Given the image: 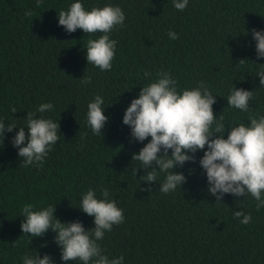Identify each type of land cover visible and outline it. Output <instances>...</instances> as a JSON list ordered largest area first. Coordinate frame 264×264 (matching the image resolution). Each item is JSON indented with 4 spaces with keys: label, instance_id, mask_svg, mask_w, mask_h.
I'll return each instance as SVG.
<instances>
[{
    "label": "trees",
    "instance_id": "obj_1",
    "mask_svg": "<svg viewBox=\"0 0 264 264\" xmlns=\"http://www.w3.org/2000/svg\"><path fill=\"white\" fill-rule=\"evenodd\" d=\"M74 2L42 0L37 7L36 0H0V122L25 127L27 136L31 113L58 123L60 132L43 162L27 167L11 143L19 128L4 133L0 264H23L22 258L33 251L41 258L50 256L53 264H82L61 260L51 229L37 238L23 234L21 209L52 206L61 223L79 221L90 230L94 218L79 209L89 189L98 199H104L102 189H107L108 200L123 210L124 222L98 241L109 260L123 256V264H264V207L257 211L258 202L250 194H225L221 202L209 195L199 165L207 146L194 154V162L174 169L186 183L165 194L159 191L165 173L151 185L140 179L146 174L143 169L132 175L131 169L140 167L131 163L132 155L151 137L134 141L122 122L131 101L161 71L170 74L181 94L204 82L216 97L214 116L224 117L225 139L230 127L249 125L250 116H264V86H259L260 66L255 65H264V59L257 60L251 35L252 29L264 30V0H188L184 11L175 9L173 0H79L85 10L111 5L126 17L109 34L116 48L108 71L86 60L88 41L102 33L77 29L69 34L58 25L59 11ZM26 11L32 15L25 16ZM169 30L178 38L170 40ZM242 59L249 62L238 66ZM234 86L253 91L248 112L228 107ZM96 96L104 99L108 118L102 136L93 134L86 120L88 104ZM49 103L50 111H38ZM235 211L250 214L251 221L241 224Z\"/></svg>",
    "mask_w": 264,
    "mask_h": 264
},
{
    "label": "clouds",
    "instance_id": "obj_2",
    "mask_svg": "<svg viewBox=\"0 0 264 264\" xmlns=\"http://www.w3.org/2000/svg\"><path fill=\"white\" fill-rule=\"evenodd\" d=\"M36 3L39 7L42 0H36ZM173 4L175 9L184 11L188 0H173ZM31 15V11L25 12V16ZM57 18L58 25L69 34L77 29L83 30L85 34L102 33L98 39L88 41L86 60L87 64H92L101 71L111 70L116 41L110 39L109 34L117 26H123L126 19L120 7L108 5L88 11L77 0L68 10L59 11ZM251 35L256 42L257 60L264 59V30L252 29ZM168 37L175 40L178 35L169 30ZM247 62V59H242L238 66ZM255 65L260 66L256 71L259 86H264V65ZM148 75L146 72L145 76ZM157 77L155 82L142 87L138 98L133 99L124 112L122 122L131 129L134 141L142 143L151 137L150 142L145 144L138 154L132 155L131 163L138 162L140 165L139 168L131 169L132 175L136 177L143 169L146 174L140 179L151 185L156 183L160 173H165L159 191L168 194L186 183V177L182 173L174 172V169L182 167L186 162H194V154L205 150L207 146L199 165L206 173L209 195L221 202L225 194L235 197L250 194L258 202L256 208L259 211L264 207V116H250L249 125L230 127L225 139L224 117L214 116L212 106L216 103V97L205 87L204 82H200L195 89L183 90L181 94L177 91L176 81L169 73L161 71ZM81 80L83 81V77ZM252 98L253 91L237 89L234 86L227 98V105L248 112ZM103 104L104 99L96 96L94 101L88 104L86 116L87 126L98 136H102V129L108 122ZM52 108L50 103L42 104L38 111L44 113ZM11 111L15 113L16 109L13 107ZM26 120L27 136L25 127L0 122V144L5 132L11 133L19 128L11 143L18 149V157L25 167L43 162L51 146L58 141V133L60 134L59 124L51 119L33 118V115L28 113ZM25 143L26 146H23ZM161 152L162 155H158ZM145 190L151 192L150 188ZM102 195L104 199H98L96 192L89 189L80 201L79 209L94 218L95 227L90 230H86L79 221L61 223L54 215L55 207L33 211L31 205H25L21 209L24 217L20 225L21 231L37 238L51 229L56 234L54 242L61 249L63 262L123 264V256L109 260L98 244V241L104 238L105 232L124 222L123 210L117 207L115 201L108 200L109 191L102 189ZM233 215L244 225L252 219L250 214L246 215L242 211H235ZM241 217L243 218L240 219ZM22 260L23 264H53L50 256L44 255L41 258L35 251L31 256H24Z\"/></svg>",
    "mask_w": 264,
    "mask_h": 264
}]
</instances>
